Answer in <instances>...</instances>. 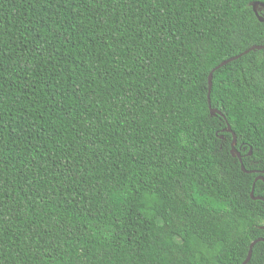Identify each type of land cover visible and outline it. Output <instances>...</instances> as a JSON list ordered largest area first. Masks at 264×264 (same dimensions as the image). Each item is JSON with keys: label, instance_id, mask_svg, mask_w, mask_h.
I'll return each mask as SVG.
<instances>
[{"label": "trees", "instance_id": "1", "mask_svg": "<svg viewBox=\"0 0 264 264\" xmlns=\"http://www.w3.org/2000/svg\"><path fill=\"white\" fill-rule=\"evenodd\" d=\"M254 3L0 0V264L245 261L264 241Z\"/></svg>", "mask_w": 264, "mask_h": 264}, {"label": "water", "instance_id": "2", "mask_svg": "<svg viewBox=\"0 0 264 264\" xmlns=\"http://www.w3.org/2000/svg\"><path fill=\"white\" fill-rule=\"evenodd\" d=\"M252 8H253V11L256 12L257 9H262V10H264V5L254 3V4L252 5ZM256 16H257V15H256ZM257 17H258V16H257ZM258 20H259L260 22H263V21H264V20H263L262 18H260V17H258ZM262 49H264V45H263V46H257V47H251V48L249 49V51H256V50L258 51V50H262ZM230 61H232V60H229V61L225 62L224 64H226V63H228V62H230ZM210 88H211V75H209V77H208V90H209V92H210ZM208 98H209V95H208ZM208 108H209V111H210V115H211V116L221 115L217 110L212 109L210 106H208ZM226 131H227L228 133H231V135H232V143H231V150H230V153H231L232 157L238 159V161H239V163H240V165H241V166H240V167H241V170H242L244 173H246V174H251V172H246V171L244 170V168H243V165H242V163H241V157H240V154H239V153L235 150V148H234L235 145H236V137H235V135L231 132V129H230V127H229L228 125H227V129H226ZM250 154H251V152L249 153V155H250ZM258 180H263V179H262L261 177H258V178L255 179L254 182H256V181H258ZM253 194H254V184L252 185V189H251V193H250L251 198L254 199V200H263L262 198H258V197L254 198ZM262 229H264V227H263ZM258 242H263V243H264V241L261 240V239H257V240H255V241H253V242L250 244V246H249V249H248V252H247V256H246V259H245V261H244L242 264H248V262L250 261V258H251L252 248H253L254 245H255L256 243H258Z\"/></svg>", "mask_w": 264, "mask_h": 264}]
</instances>
